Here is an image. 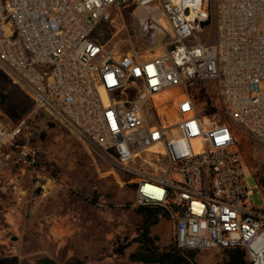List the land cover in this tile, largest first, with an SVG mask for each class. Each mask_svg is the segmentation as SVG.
I'll list each match as a JSON object with an SVG mask.
<instances>
[{
	"label": "built area",
	"instance_id": "1",
	"mask_svg": "<svg viewBox=\"0 0 264 264\" xmlns=\"http://www.w3.org/2000/svg\"><path fill=\"white\" fill-rule=\"evenodd\" d=\"M153 1L0 0V70L131 177L136 207L166 211L179 249L241 248L264 264V208L250 199L238 139L264 144V0H215L210 43L196 40L210 0H157L159 21ZM131 5L148 40L166 19L164 52L107 49L92 37ZM19 134L0 123V166Z\"/></svg>",
	"mask_w": 264,
	"mask_h": 264
},
{
	"label": "rangeland",
	"instance_id": "2",
	"mask_svg": "<svg viewBox=\"0 0 264 264\" xmlns=\"http://www.w3.org/2000/svg\"><path fill=\"white\" fill-rule=\"evenodd\" d=\"M148 6L149 15L161 17L159 1ZM135 11V5L115 8L112 20L100 23L92 37L107 49L125 52L146 45L158 47L154 54L164 52V33L157 30L148 40ZM210 13L208 23L196 33L199 42L216 38L215 0H210ZM161 23L167 25L166 19ZM259 32L264 34V19ZM210 98L218 105L215 89ZM0 123L20 129L10 150L12 162L0 166V264H41L44 257L58 264L74 258L88 264H142L129 258L138 249L135 239L142 218L134 205L131 177L116 171L99 151L37 109L34 100L1 70ZM238 137L250 199L255 207L264 208V144L242 131ZM21 147L28 152L25 161L18 154ZM151 235L158 237L161 250L175 245L176 221L162 218ZM122 245L127 248L116 252ZM225 258L220 248L203 249L198 251L197 264H223Z\"/></svg>",
	"mask_w": 264,
	"mask_h": 264
},
{
	"label": "trees",
	"instance_id": "3",
	"mask_svg": "<svg viewBox=\"0 0 264 264\" xmlns=\"http://www.w3.org/2000/svg\"><path fill=\"white\" fill-rule=\"evenodd\" d=\"M208 23V22H207ZM206 23V24H207ZM205 24V25H206ZM216 109L211 108V112ZM138 213L142 216L140 223V233L135 239L138 249L129 256L130 261L142 264H197L199 250H182L176 245H172L163 250L158 245V237L151 235V229L159 224L162 218H170V215L162 208L138 207ZM127 245H122L116 252L122 253ZM226 255L223 264H251L246 252L241 248L222 249ZM41 264H58L49 257L41 259ZM65 264H88L79 258L67 261Z\"/></svg>",
	"mask_w": 264,
	"mask_h": 264
},
{
	"label": "bare ground",
	"instance_id": "4",
	"mask_svg": "<svg viewBox=\"0 0 264 264\" xmlns=\"http://www.w3.org/2000/svg\"><path fill=\"white\" fill-rule=\"evenodd\" d=\"M143 1H147V0H143ZM154 12V11H153ZM155 13V12H154ZM156 14V13H155ZM146 16L148 17V14H146ZM156 16V15H155ZM161 17H158L157 19H158V21H159V19H160ZM155 27H156V29H155V31L156 32H161L162 34L165 32V30H166V27L163 25V24H161L160 22L158 23V24H156L155 23ZM145 30V29H144ZM146 30H147V28H146ZM158 30V31H157ZM161 34V35H162ZM161 38V37H160ZM163 38V37H162Z\"/></svg>",
	"mask_w": 264,
	"mask_h": 264
},
{
	"label": "crops",
	"instance_id": "5",
	"mask_svg": "<svg viewBox=\"0 0 264 264\" xmlns=\"http://www.w3.org/2000/svg\"><path fill=\"white\" fill-rule=\"evenodd\" d=\"M247 136V135H246ZM248 138H250L251 140H253V141H255L254 139H252L251 137H249V136H247ZM238 139H239V137H238ZM255 142H257V141H255ZM241 150V149H240ZM241 153H242V151H241Z\"/></svg>",
	"mask_w": 264,
	"mask_h": 264
}]
</instances>
